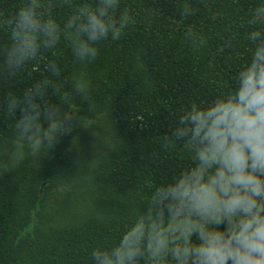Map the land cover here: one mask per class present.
Instances as JSON below:
<instances>
[{
	"label": "trees",
	"instance_id": "16d2710c",
	"mask_svg": "<svg viewBox=\"0 0 264 264\" xmlns=\"http://www.w3.org/2000/svg\"><path fill=\"white\" fill-rule=\"evenodd\" d=\"M95 2L53 0L51 17L63 28L77 8ZM25 3L0 0V20ZM261 5L119 0L114 16L127 11L131 23L118 40L97 43L94 60L79 61L62 37L15 72L5 68L11 38L0 23V264H92L94 248L113 246L152 189L193 165V152L181 142L165 146L163 134L193 103L235 90L254 48L249 34L264 33V25L248 23ZM78 79L88 86L84 96L74 92ZM26 93L43 128L49 106L69 117L52 143L35 148L21 135Z\"/></svg>",
	"mask_w": 264,
	"mask_h": 264
},
{
	"label": "clouds",
	"instance_id": "9594fccd",
	"mask_svg": "<svg viewBox=\"0 0 264 264\" xmlns=\"http://www.w3.org/2000/svg\"><path fill=\"white\" fill-rule=\"evenodd\" d=\"M118 3L83 4L62 28L51 17L53 0H26L14 16L0 20L10 29L6 70L15 72L62 37L79 61L94 60L95 45L109 37L118 40L131 23L127 11L114 16ZM183 11L192 12L187 4ZM248 23L264 25V5ZM249 39L254 48L237 73L235 90L204 106L193 103L170 134H163L165 146L181 142L193 152V165L155 186L119 240L93 249L92 264H264V33L252 31ZM87 88L78 79L74 92L84 96ZM25 102L29 110L17 127L35 148L66 130L70 119L55 106L48 107L43 128L30 93ZM16 106L15 99L9 101V111Z\"/></svg>",
	"mask_w": 264,
	"mask_h": 264
}]
</instances>
